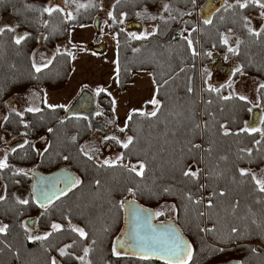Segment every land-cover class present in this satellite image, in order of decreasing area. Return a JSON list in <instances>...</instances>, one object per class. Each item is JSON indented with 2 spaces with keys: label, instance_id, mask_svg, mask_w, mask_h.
<instances>
[{
  "label": "trees",
  "instance_id": "1",
  "mask_svg": "<svg viewBox=\"0 0 264 264\" xmlns=\"http://www.w3.org/2000/svg\"><path fill=\"white\" fill-rule=\"evenodd\" d=\"M100 1L75 0L65 5L73 15L72 19H66L64 13H53L51 16L43 13L42 9L47 4L57 5L53 0H3L0 3V22L8 17L11 26L18 25L16 32L5 31L0 35V110L8 105V101L23 93L37 89L43 97L46 91L64 88L72 68L68 53H56L48 67L36 72L32 66L35 48L42 44L53 50L57 43L69 39L73 26L93 25L99 34ZM198 1L201 7L206 2ZM78 4L94 6L77 9ZM164 4L170 5V12L176 17L167 24L159 19L161 15L165 18L169 15L159 8ZM113 7L111 14L114 19L109 18L107 30L115 36L119 90L124 91L131 83L134 72H149L156 89L159 87V94H156V90L154 94L162 104L158 116L147 119L139 112H133L132 119L126 120L125 131L134 138V144L127 150L122 148L125 160L121 163L143 161L146 165L144 177L128 172L125 167L100 166L102 163L88 159L81 152L80 144L93 130L87 117L64 119L66 113L61 107L46 106L41 107L39 112H25L22 118L9 114L3 128L16 137H24L27 144L22 148L13 146L16 151H11L12 147L7 153L9 167L0 171L6 196L0 202V220L8 225L7 233L0 234V264H51L52 258L58 264H81L76 257L83 255L85 247L91 249L87 257L90 264H164L163 260H144L133 254L113 255L112 248L122 231L124 220L123 209L119 207L121 200L137 201L153 213L160 206L175 205L172 218L165 219L162 215L154 216V220L174 223L180 229L192 245L190 264H219L226 261L264 264V227H257L264 221V204L255 203L264 194L253 191L250 183H243L237 171L238 168L264 169V144L259 152L254 149L253 157L249 158L239 150L252 147V141L260 138L259 133L252 136L247 133L224 136L219 128L223 123L236 132L244 127L245 122H253L255 110H259L258 118L264 115V90L259 93L261 106L253 108L250 113L247 111L252 107L250 103L236 98L221 99L232 94L231 88L222 89L220 93L205 91V75L199 69V66L210 65L214 54H221L227 49L220 43V34H230L242 41L235 64L242 66L244 71V75L236 74L230 79L253 76L264 83V33L259 38L250 35L244 20L247 17L251 21L250 26L259 30L264 27V18L260 16L264 10L254 4L246 9L236 6L227 11L223 6L213 14L211 24L205 25L202 19L198 35L197 31H192L196 24V4L192 0H120ZM181 12H190L191 15L181 16ZM147 16L157 19H148ZM121 18L125 21L124 27L120 23ZM137 22L141 24L140 30L142 26L158 30L147 39H132L130 34H136L133 30L139 29L127 30L126 26ZM188 31L191 32L193 47L198 51L196 56L192 55L187 41L180 35L183 33L186 36ZM23 33H28L29 38L18 46L13 37ZM207 52H211L212 56H207ZM226 54L229 60L232 59L231 54ZM165 80L167 84H164ZM189 85L192 93L187 91ZM97 99L99 114L104 109L112 111L114 103L108 95L101 91ZM148 106L150 104H146V108ZM201 118L205 125V143L210 151L203 153L206 173L202 178L199 172V179L193 180L182 173L189 167L198 170L196 167L201 163V149L192 148L200 138ZM196 124L200 127L196 128ZM257 126H261L259 122ZM49 129L52 131L49 132ZM40 137H46L49 141L42 155H38L34 147L35 139ZM26 168H34V171L43 174L66 168L81 183L55 198L45 211L34 201L30 174H16L17 170L25 172L23 169ZM199 182H203L211 196L217 193L213 197L214 207H206L205 213L200 203L195 204L185 198L186 192H191L197 198L201 191ZM19 187L31 189L32 196L26 199L29 201L27 205L17 203L15 192ZM166 187L171 189L170 193L163 192ZM129 188L134 189L136 194L130 195L127 191ZM221 190L226 193L223 197L218 195ZM237 200L240 204L233 210L231 205ZM201 212L204 215H200ZM34 219L33 224L44 233L51 231L50 225L54 222L63 225V230L53 233L47 240L29 241L27 237L30 233L25 231L23 225ZM253 219L257 224L252 223ZM69 221L72 226L83 228L88 238L81 239L72 232ZM204 221L214 230L205 234L202 231ZM232 227L239 229L235 235L231 233ZM69 244H73L68 249L70 254L60 256L59 250ZM253 248L257 251L252 252Z\"/></svg>",
  "mask_w": 264,
  "mask_h": 264
},
{
  "label": "rangeland",
  "instance_id": "2",
  "mask_svg": "<svg viewBox=\"0 0 264 264\" xmlns=\"http://www.w3.org/2000/svg\"><path fill=\"white\" fill-rule=\"evenodd\" d=\"M58 1V2H57ZM120 1V0H119ZM65 0H56L57 6L64 9V16L67 18V13L70 12L64 4ZM117 0H102L100 1L101 12L98 14V20L100 21L99 34L96 33L95 28L92 26H76L72 27L69 31V39L67 41H60L55 45L53 50L47 49L44 45L39 44L36 46L34 54L32 56V63L35 61L37 65H43L49 60L52 61L53 56L56 53H68L71 61V76L66 86L57 91H46L43 97L40 96V92L33 90L27 94L18 95L13 99V104L11 106L7 105L4 109L0 110V158H3L6 153L14 146L21 145L26 139L22 136L16 137L12 133L6 131L3 128V122H5V117L16 112L25 113V109L28 107L40 108L43 106L49 107V105L54 107H61L64 111L71 106L75 99L83 91L89 90L97 99V90L104 89L105 94L107 93L110 98H112L114 105L111 112H107L105 109L100 110V114L96 115L95 120L103 125V129L92 130L90 135L80 144V149L84 148L85 151L94 149L95 151H89V154L99 163H102L106 159L115 161L118 156L122 154V147L120 144H117L114 140L108 139V137L116 136L121 141L126 140L129 136L126 131L120 132V128H125L126 119L133 112L147 111L151 112L153 106L148 103L154 97V91L156 90V84L152 80V76L149 72H135L133 73V80L130 84L126 86L125 93L119 92L118 86L116 85L117 75L115 68L117 65L116 59V46H115V36L108 32L109 26V13H111L114 8V4ZM199 1L195 0L196 9L194 11V17L196 19V24L194 28L199 35V24L202 19L198 15V11L202 8L201 4H198ZM52 6L51 3L47 4L46 7ZM162 10L163 6H159ZM262 10V9H261ZM120 20H123L122 18ZM122 27L125 26V21L123 20ZM2 27L11 26V20L7 17L2 19L0 22ZM151 26H142L141 30H133L137 35H140L147 31L151 33ZM141 31V32H140ZM190 31L187 32V34ZM187 36V35H186ZM230 36V34H229ZM237 38L230 36L229 45L232 47L236 46ZM198 43V38H197ZM198 43V47H199ZM59 49V52L57 50ZM71 53V55H69ZM198 53V51H197ZM227 49L222 51L219 55V60H217L222 67H230L229 70H221L209 68L208 66H215L217 61L213 60L211 64L207 67L199 69L204 73V83L206 76L210 77L207 79V84L220 86L226 84L227 81L233 76L232 73L236 67V56L231 53L232 59H226ZM216 55V54H214ZM234 64V66H231ZM207 69V74L205 69ZM43 69V68H42ZM200 72V73H201ZM234 81V88H231V93L235 92L239 95L247 96L249 101L255 103L259 97V93L256 91L258 85L263 83L260 79H257L253 76H241L236 78ZM206 85V84H205ZM207 87V85H206ZM101 93V92H99ZM104 93V92H103ZM106 94V95H107ZM252 103H250L252 105ZM99 106V100L97 103ZM146 104H150L146 108ZM50 107V108H54ZM202 114V112L200 113ZM199 114V117H200ZM201 127L199 128L200 138L198 141L203 140L205 143V133H204V120L201 118ZM23 140V141H22ZM49 144V141L46 137H40L35 139L34 147L38 155H42L43 151ZM207 144V143H205ZM13 147V148H14ZM203 153L200 152L201 163L196 167L201 173V177L205 172V159H203ZM8 156V155H7ZM129 163V162H128ZM131 164H137L138 162H130ZM29 174L34 172V168L23 169ZM256 171V170H255ZM258 172V171H257ZM201 178V181H202ZM78 179V178H77ZM200 184V182H199ZM4 182L0 179V196H4ZM201 187V184H200ZM210 192V191H209ZM18 199L26 200L28 197L32 196L30 188L19 187L16 189ZM211 193V192H210ZM34 194V193H33ZM163 211L165 219L172 218L173 213L170 205H164L156 208L154 212ZM27 221V220H26ZM36 221L34 219L28 224L30 235H43V231H40L39 228L33 224ZM207 223L206 221L203 224ZM208 224V223H207ZM4 223L0 220V227ZM78 227V226H76ZM204 229L205 226H204ZM207 234V231H204Z\"/></svg>",
  "mask_w": 264,
  "mask_h": 264
},
{
  "label": "snow or ice",
  "instance_id": "3",
  "mask_svg": "<svg viewBox=\"0 0 264 264\" xmlns=\"http://www.w3.org/2000/svg\"><path fill=\"white\" fill-rule=\"evenodd\" d=\"M3 0H0V3H2ZM75 0H65V5H69L71 3H74ZM117 2H119V0H117ZM192 3L195 4V0H192ZM250 4H254L256 6H258L260 9L264 10V0H234V3H229V0H223V6H224V10L227 11L229 9L235 8L236 6H239L240 9H246L248 8V6ZM93 4H78L77 5V9L79 8H88V7H93ZM219 10V9H217ZM163 12H167L169 13L168 17L165 18L163 15H161L159 17V19L161 20L162 23L167 24L170 20H175L176 17L173 16L170 12V5L169 4H164L163 8H162ZM43 13H47L49 16H51L53 13H64V9L60 8L57 5H52L50 7H44L42 9ZM179 15L183 16V15H191L190 12H181L179 13ZM260 16L261 18H264V11L260 12ZM109 17L114 19L112 17V14L109 13ZM67 18L68 19H72L73 15L71 12L67 13ZM148 19H152L155 20L157 19V17L155 16H147ZM245 20V26L247 27V31L250 35L255 36L257 38H259L261 36L262 33H264V27H260L259 30H254L250 25H251V21L248 20L247 17H244ZM120 23H123V20H120ZM203 23L205 25H209L212 23L211 19H204ZM47 26V25H45ZM16 27L17 26H4V27H0V35H2L5 31L7 32H16ZM157 28H154L152 30L151 33H148L147 31H145L144 33L137 35L135 33H131L130 36L132 39H136V40H143V39H147L149 35H155L157 32ZM192 31H196L195 28L192 29ZM231 31V30H229ZM181 38L187 41V46L189 49L192 50V55L196 56L198 55V53L196 52L195 48L193 47V40L190 38L191 37V32L188 33L187 36H185L183 33L180 34ZM29 38V34L28 33H23V34H18L16 36L13 37L14 43L16 45H21L23 41L27 40ZM229 40H230V36L224 33L220 34V43L222 45H224L227 48V52L231 53L233 55H239V45L242 43V41L237 40L236 41V46L232 47L229 45ZM215 47V45H214ZM136 51H139V49H136ZM57 52H59V49L57 50ZM69 55H71V53H69ZM207 56L211 57L212 53L211 52H207L206 53ZM226 59L228 57H225ZM51 61L49 60L47 63H44L43 65H37L35 63V61L33 62V68L35 69L36 72H40L42 70V68H46L48 67V64H50ZM181 71H184L183 68H181ZM205 73L207 74V70H205ZM236 74H240V75H244V71H243V67L242 66H236L234 69V72L232 73L233 76H235ZM178 75V74H177ZM119 76V68H117V78ZM210 77L206 76L205 79V84L207 85L205 91L211 92V93H220L222 89L225 88H234V81L232 79H229L227 81L226 84L220 85V86H214V85H210L207 84V79ZM155 82V81H154ZM168 81L165 80L164 84H167ZM162 86V85H161ZM261 90H264V83H260L256 89V91L258 93H260ZM104 91V89H98L97 90V94H99V92ZM188 93H192L193 89L192 87L189 85L187 88ZM156 94H159V87L156 89ZM239 99L240 101H244L245 103H252L251 101H249L247 96H243V95H239L235 92H233L231 95H227V96H222L221 99L223 100H230V99ZM148 103H150L153 106V110L151 112H139V115L147 118V119H151V118H156L158 116V113H160L161 111V101L158 100L156 98V96L153 97V99L151 101H149ZM208 103H211V101H208ZM260 98L258 97L257 101L255 103H252V107H249L247 109L248 112H252L253 108H258L260 107ZM49 107H54L49 105ZM63 107V106H60ZM26 112L32 113V112H39L41 111L40 108H36V107H28L25 109ZM17 116H20L21 118L23 117V113L21 112H16ZM7 117H5V121H7ZM129 120L132 119V114L129 115L128 117ZM205 124H207V121L205 122ZM259 125L261 126H257L254 124H249L248 122H245L244 127L239 129L236 132H233L231 129H229V127L226 124L221 123L219 125V128L222 130L221 134L224 136H229V135H236L239 136L242 133H247L249 136H252L256 133H259V139H254L252 141V147H242L240 148V152L245 154L247 157L252 158L253 157V150L255 149V151L259 152L260 151V146L262 144H264V115H262L259 118ZM25 127H27V125H25ZM196 128H199L200 125L196 124L195 125ZM126 130V128H120L119 131L120 132H124ZM49 132L52 131V129L48 130ZM73 139H75V137H73ZM108 139H112L114 140L117 144H120V146L123 149H129L130 145L134 144V138L132 136H128L126 138V140L121 141L118 137L116 136H111L108 137ZM27 144V141L24 142V144L19 145V147H24ZM201 147L200 145L197 144H193L192 148H199ZM192 148L189 149V151L192 150ZM11 151L15 152L16 148L11 149ZM89 151H95L94 149L89 150ZM89 151H85L84 148H81V152H83L88 159H92L93 157L89 154ZM207 151H210V149H208ZM241 159H243V156L240 157ZM65 160L68 159L67 156L64 157ZM222 159H227V157H222ZM125 160V155L122 153L120 156L117 157V159L115 161L110 160V159H106L102 162V164L100 166H107V167H116V166H121V167H125L128 172L130 173H134L136 176L143 178L144 177V173L146 170V165L143 161H139L137 164H131V163H121ZM9 167L8 164V156L7 153L5 154V156L3 158H0V171L6 169ZM239 177L243 178L242 182L243 183H250L251 185H253V191L258 192L260 194H264V169H260L258 172L251 169V168H238L237 169ZM17 175H28V173L23 172L22 170H17L16 172ZM183 176L185 177H191L193 180H198L199 179V170H195L192 167L187 168L186 170L183 171ZM81 183V181L79 179H75V180H69L68 182V190H71V187H74L76 185H79ZM97 184H99V181H96ZM204 186H201V190H203ZM61 194H66L64 190H59ZM128 193L130 195H135V190L132 188H129ZM164 193H170L171 189L170 188H164L163 189ZM217 195V193H213L212 196L208 197L207 199V203L205 205V207L207 208H213L214 204H213V197ZM219 196L223 197L226 195V193L221 190L218 193ZM56 198L58 199L59 196H56ZM185 198L188 201H191L192 203L195 204H199L201 201L197 200L194 198L193 194L191 192H186L185 193ZM6 199V196H0V202L4 201ZM51 197H46L43 203H40V206L45 208V211H47L48 205L51 203ZM203 199V198H201ZM17 203L19 204H23V205H27L29 203L28 200H24V199H18ZM134 201H128V200H121L119 202V207L121 209H127L129 214L132 216V218L137 221H143V224L145 226V228L147 229V232H145L144 234H142L139 230L136 231V235H135V239L133 242L125 245L123 242H121L120 238L117 237L116 242L113 245L112 248V252L113 255L119 256L121 255V253L118 251V248L121 247H128L134 250V254L136 251H138L140 253V258L147 260L153 257L162 259L164 261V264H190L191 260H192V256H193V250H192V245L190 243H187L186 241H184L182 238H180V236L178 235L177 230L172 229V226L169 224L168 228L172 229L171 231H167V232H157L156 228L153 227L151 225V219L153 216L155 217H159L164 215L163 211H157L155 213L149 212L147 209L144 208H135L132 207L134 205ZM255 203L257 204H264V195H262L260 198H257ZM240 204V201L237 200L235 202H233V204L231 205L232 209L235 210ZM172 211H175V205H173L171 207ZM249 211L251 212V209H249ZM200 215H204L203 212L200 213ZM253 215H255V213H253ZM253 224H257V221L255 219L252 220ZM23 227L25 228V231H30V229L28 228V222H25V224L23 225ZM51 227V231L47 232L43 235H36V236H32L29 235L27 237V239L29 241H43V240H47L53 233L56 232H60L63 230V225H61L60 223H52L50 225ZM69 227L70 230L74 233H77L79 235V237L81 239H87L88 238V233L85 232V230L83 228L80 227H75L71 225V221H69ZM163 227V226H161ZM257 227H264V221H262L261 224H257ZM214 229H202V231H213ZM8 231V225L4 224L2 227H0V234H6ZM239 231V229L237 227H232L231 228V233L233 235H235L237 232ZM148 232L151 233V235L148 234ZM75 243V242H74ZM92 243L94 244L95 241L93 240ZM73 244H69L66 245L64 248H61L59 250V255L60 256H67L70 253L68 252L69 248H72ZM91 249L89 247H85L83 249V255L82 256H78L76 257V259H78L81 264H90V262L87 260V257L89 256ZM218 251H223V249H219ZM252 252H256L257 250L255 248L251 249ZM51 264H58V262L56 261L55 258H52L51 260Z\"/></svg>",
  "mask_w": 264,
  "mask_h": 264
},
{
  "label": "water",
  "instance_id": "4",
  "mask_svg": "<svg viewBox=\"0 0 264 264\" xmlns=\"http://www.w3.org/2000/svg\"><path fill=\"white\" fill-rule=\"evenodd\" d=\"M53 1H56V0H53ZM221 3L223 5V0H221ZM220 8L221 6H218V7H216V5L214 6L211 0H206L205 4L202 5V8L199 11V16L203 20L206 18L212 20L213 14L218 11L217 9L220 10ZM133 28L140 29L141 24L137 22V23L126 26L127 30H130ZM217 57L219 58L220 56L214 55L215 59H217ZM219 64L220 63L217 62V65H215V68H217ZM7 103L9 106H11V104H13L14 102L13 100H10ZM96 105L97 103H96V99L94 98L93 93H91V91L89 90L83 91L75 99V102L66 109L65 111L66 114L63 115V118L66 119L68 117L84 116V117H87L90 125H92L93 130L102 129L104 128L103 125L97 122V120H95L94 118L97 114H99V109L97 108ZM258 111L255 110L253 112V116H252L253 122L251 124L257 125V123L259 122ZM30 176L33 180L31 188H32V192L34 193V201L37 205H40V203H43L46 197H51L52 198L51 202L54 201L56 196L63 195L60 193L59 190H64L65 193L67 192L68 182L70 179L71 180L77 179L75 178V175L72 172L68 171V169L66 168H62V169L53 171L48 174H43L39 171H34L30 173ZM58 185L60 187H58ZM128 201H131V200H128ZM134 202L135 203L132 207L144 208V209H147L149 212H152L150 209L146 208L141 203L137 201H134ZM123 215H124V220L122 224V231L118 237L120 238L121 242L127 245L134 241L137 230H139L142 234H144L145 232H147V229L145 228L143 221H140V222L135 221L132 218V216L129 214L127 209H123ZM154 219L155 217L153 216L151 219V225L156 228L157 232H167V231H171L172 229H175L177 230L180 238H182L184 241L189 243V241L183 236V234L180 232V229L177 226H175L174 223H171V222H159L158 223ZM169 224L172 226V229L168 228ZM148 234L151 235L150 232H148ZM118 251L122 254H133V255L140 256V253L138 251H136L134 254V250L126 246L118 248ZM153 258L159 259L156 257H153ZM159 260H162V259H159ZM226 264H238V262L231 261Z\"/></svg>",
  "mask_w": 264,
  "mask_h": 264
},
{
  "label": "built area",
  "instance_id": "5",
  "mask_svg": "<svg viewBox=\"0 0 264 264\" xmlns=\"http://www.w3.org/2000/svg\"><path fill=\"white\" fill-rule=\"evenodd\" d=\"M199 11H200V10H199ZM199 11H198V15H199ZM187 35H188V34H187ZM195 144L201 146V147H199V148L201 149L202 152H204V151H206V150L209 149V146H207V144H205V143L203 142V140H201V141H197V142H195ZM201 186H204V187H203V190L199 191V195L197 196L196 199L201 201L200 204H201V206L203 207V211H204V213H205V212H206V211H205V208H206L205 205H206V203H207V199H208V197L211 196V193H209V190L205 187V185L203 184V182H202ZM201 198H203V199H201ZM205 228H206V229H211V228H212V225H209V224H206V223H205Z\"/></svg>",
  "mask_w": 264,
  "mask_h": 264
},
{
  "label": "flooded vegetation",
  "instance_id": "6",
  "mask_svg": "<svg viewBox=\"0 0 264 264\" xmlns=\"http://www.w3.org/2000/svg\"><path fill=\"white\" fill-rule=\"evenodd\" d=\"M229 1H234V0H229ZM211 2L214 4V6L216 5V7H218V6H221V7H223V5H222V3H221V0H211ZM214 58V57H213ZM214 60H219V58L217 57V59H215L214 58ZM218 62V61H217ZM216 65H217V63H216ZM209 68H214V69H221V70H229L230 69V67H222L220 64L218 65V67L217 68H215V66H208ZM98 115V114H97ZM96 117V116H95ZM94 117V118H95ZM101 124V123H100ZM103 130H104V128H102ZM58 187H60L59 185H58ZM229 262H231V261H226V263H229ZM225 262H221V263H219V264H226Z\"/></svg>",
  "mask_w": 264,
  "mask_h": 264
},
{
  "label": "crops",
  "instance_id": "7",
  "mask_svg": "<svg viewBox=\"0 0 264 264\" xmlns=\"http://www.w3.org/2000/svg\"><path fill=\"white\" fill-rule=\"evenodd\" d=\"M86 27H87V25H86ZM148 28H151V30H153V28L152 27H148ZM140 30V29H139ZM141 31H142V29H141ZM140 31V32H141ZM115 72H116V68H115ZM135 73V72H134ZM116 75H117V72H116ZM71 76V75H70ZM134 76V75H133ZM152 76V75H151ZM70 79V78H69ZM133 80V79H132ZM132 80H131V82H132ZM153 80V79H152ZM67 82H68V80H67ZM154 82V81H153ZM130 84V83H129ZM156 84V83H155ZM116 85H117V80H116ZM66 86V85H65ZM118 86V85H117ZM156 86V85H155ZM119 89V88H118ZM126 89V88H125ZM126 91H127V89H126ZM125 90L124 91H119V92H121V93H125L126 92ZM102 92H104L105 93V91H102ZM107 94V93H106ZM154 94H155V91H154ZM108 95V94H107ZM109 96V95H108ZM112 99V98H111ZM113 101V100H112ZM114 103V102H113ZM112 107H113V105H112ZM128 119V118H127ZM126 119V120H127ZM126 124V123H125ZM126 127V126H125Z\"/></svg>",
  "mask_w": 264,
  "mask_h": 264
}]
</instances>
